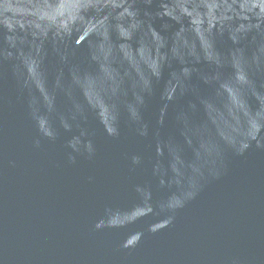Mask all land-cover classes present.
<instances>
[{"label": "water", "instance_id": "obj_1", "mask_svg": "<svg viewBox=\"0 0 264 264\" xmlns=\"http://www.w3.org/2000/svg\"><path fill=\"white\" fill-rule=\"evenodd\" d=\"M0 264H264V0H0Z\"/></svg>", "mask_w": 264, "mask_h": 264}]
</instances>
